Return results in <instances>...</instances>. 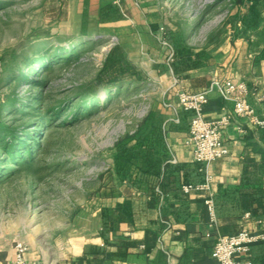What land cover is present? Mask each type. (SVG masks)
Masks as SVG:
<instances>
[{
    "label": "crops",
    "instance_id": "crops-1",
    "mask_svg": "<svg viewBox=\"0 0 264 264\" xmlns=\"http://www.w3.org/2000/svg\"><path fill=\"white\" fill-rule=\"evenodd\" d=\"M56 2L67 15V35L86 41L126 26L141 43L158 48L161 91L126 150L127 178L114 171L112 159L109 178L96 179L89 189L76 185L82 193L77 199L71 200L68 190L62 222L54 226L38 221L48 216L44 214L16 212L8 220L0 213V264L13 259L16 242L27 245L29 264H219L213 251L220 237L243 229L264 233V126L234 115L222 130L228 155L206 168L188 143L193 112L179 104L180 92H201L215 82H244L256 117L264 121V7H236L207 45L195 48L205 51L202 63L189 66L173 58L177 45L186 43L162 45L165 28L151 18L147 0ZM227 113H233V103L214 88L205 118L217 121ZM207 174L209 191L184 190L205 183ZM210 193L216 223L205 204ZM26 217L38 219L28 226ZM242 259L264 264V241L253 244Z\"/></svg>",
    "mask_w": 264,
    "mask_h": 264
},
{
    "label": "rangeland",
    "instance_id": "rangeland-1",
    "mask_svg": "<svg viewBox=\"0 0 264 264\" xmlns=\"http://www.w3.org/2000/svg\"><path fill=\"white\" fill-rule=\"evenodd\" d=\"M147 3L151 18L165 28L162 45L184 42L197 49L227 24L236 7L252 6L238 0ZM67 23L56 0H0V118L20 139H29L12 156L0 125V213L8 220L18 212L48 215L36 218L44 226L62 222L68 190L77 199L82 193L76 185L89 189L96 179L110 177L115 144L136 131L161 91L158 48L141 43L126 26L82 41L65 33ZM63 45L70 50H57ZM46 51L50 59L43 57ZM110 52L131 62L142 81L124 83L113 94L99 86ZM22 74L28 77L20 80ZM87 94L98 100H84ZM36 220L25 218L28 226Z\"/></svg>",
    "mask_w": 264,
    "mask_h": 264
},
{
    "label": "built area",
    "instance_id": "built-area-1",
    "mask_svg": "<svg viewBox=\"0 0 264 264\" xmlns=\"http://www.w3.org/2000/svg\"><path fill=\"white\" fill-rule=\"evenodd\" d=\"M214 88L221 99L233 103V113H227L217 121L208 120L204 116V107L208 104L210 93ZM248 95V85L235 81L215 82L209 89L197 93H179L180 106L193 112L188 143L194 148L196 161L206 168L211 163L228 155L229 150L223 142L222 130L231 122L234 115L239 118H247L257 126H264V121L256 117L255 110L248 101ZM194 189L209 191L211 176L207 174L206 182L201 185L184 186L186 192ZM205 204L211 222L216 223V204L212 193L206 199ZM260 241H264V233L243 229L233 236L220 237L215 244L213 256L219 264H252L250 260H243L242 256L247 255L252 245ZM27 251L28 247L25 243L16 242L14 257L7 264H29L25 258Z\"/></svg>",
    "mask_w": 264,
    "mask_h": 264
},
{
    "label": "trees",
    "instance_id": "trees-1",
    "mask_svg": "<svg viewBox=\"0 0 264 264\" xmlns=\"http://www.w3.org/2000/svg\"><path fill=\"white\" fill-rule=\"evenodd\" d=\"M249 2L252 6L251 7H259V5L264 3V0H238V3L241 5L245 2ZM79 42V44H81ZM78 44V45H79ZM77 45V46H78ZM177 49L174 52L173 58L174 59H184L188 62L189 66L191 64L193 66H199L202 63V59L204 58L205 51H197L195 48L187 46L186 44H178ZM76 48V47H75ZM57 50H63V51H68L70 48L66 46H59L57 47ZM44 58H49L50 59V51H46L43 54ZM48 59L46 60V62ZM45 62V63H46ZM28 76L22 74L18 78L20 80H25ZM143 77H139V74L136 72V68L134 65L129 62L126 58L121 57L120 55H116L113 52H110L108 55L103 68L97 78V83L99 86H105L107 90L113 94L114 92H118L120 90L119 86L127 83V82H132L133 84L135 81L141 80L142 81ZM35 85L39 84L42 85L43 83L41 81H35ZM116 88L113 90V88ZM88 96L85 95L82 98L84 100H88L90 103L97 101L98 97L97 95H92L93 97H86ZM1 113V109H0ZM86 113L85 109L81 112V116H83ZM145 124L144 122L139 125V128L137 132H141L143 130V125ZM0 125H4L8 136L11 141L7 142L5 148L8 150L10 155H14L15 149L17 146H25L27 144V140L29 139H20L21 135L19 132H17L15 129H11L9 126H6L4 123H2V120L0 118ZM135 138V133L126 135L122 139H120L114 146V154H113V159H114V171L118 174L120 178H127L128 175V165L130 164V160L127 157V148L128 145L134 140ZM18 140V144L16 145V141ZM30 150V149H29Z\"/></svg>",
    "mask_w": 264,
    "mask_h": 264
}]
</instances>
